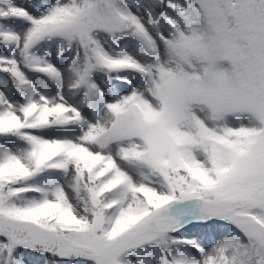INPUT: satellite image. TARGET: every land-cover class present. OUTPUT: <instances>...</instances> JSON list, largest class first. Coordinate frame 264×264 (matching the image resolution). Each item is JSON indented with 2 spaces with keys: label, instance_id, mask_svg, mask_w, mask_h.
Segmentation results:
<instances>
[{
  "label": "snow or ice",
  "instance_id": "obj_1",
  "mask_svg": "<svg viewBox=\"0 0 264 264\" xmlns=\"http://www.w3.org/2000/svg\"><path fill=\"white\" fill-rule=\"evenodd\" d=\"M0 264H264V0H0Z\"/></svg>",
  "mask_w": 264,
  "mask_h": 264
}]
</instances>
